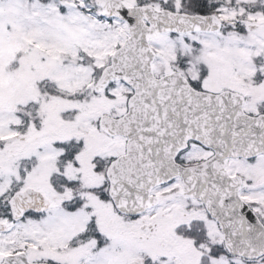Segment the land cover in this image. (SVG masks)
I'll return each instance as SVG.
<instances>
[{
  "label": "snow or ice",
  "instance_id": "6c2138e0",
  "mask_svg": "<svg viewBox=\"0 0 264 264\" xmlns=\"http://www.w3.org/2000/svg\"><path fill=\"white\" fill-rule=\"evenodd\" d=\"M0 264H264V0H0Z\"/></svg>",
  "mask_w": 264,
  "mask_h": 264
}]
</instances>
